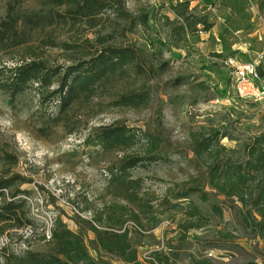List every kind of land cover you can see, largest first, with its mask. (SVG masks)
Listing matches in <instances>:
<instances>
[{
	"label": "rangeland",
	"instance_id": "rangeland-1",
	"mask_svg": "<svg viewBox=\"0 0 264 264\" xmlns=\"http://www.w3.org/2000/svg\"><path fill=\"white\" fill-rule=\"evenodd\" d=\"M124 1L123 12L110 9L92 19L62 21L44 16L63 14L68 5L0 0V19L12 8L18 16H42L32 28L21 21L18 30L25 35L0 51V68L38 58L63 70L109 45L134 46L140 53L139 68L113 75L65 111L33 90L15 98L0 91V179L20 178L17 185L29 194L19 197L26 198L36 225L32 231L0 232V248L47 251L45 231L59 217L75 232L82 221L126 230L137 252L131 264H189L190 252L205 254L215 264H264V233L255 227L258 210L264 209L259 198L264 164L258 157L264 144L256 142L264 133V103L225 97L230 72L222 62L228 56L251 61L261 50L259 0H188L189 11L206 15L212 24L209 32L195 35L176 28L170 9L184 0ZM142 14L149 15L147 27L140 24ZM259 69L264 85V59ZM56 87L57 82L48 91ZM136 94L146 97L144 102L125 103V96ZM113 126L129 128L137 137L109 151L89 145L93 133ZM216 132L228 136L198 152L197 143ZM150 153L165 160L130 170L139 188L123 190L109 183L120 160ZM216 163L228 165L229 180H210ZM190 188L198 192L176 199ZM212 206L221 209V216ZM82 232L92 257L123 264L100 256L92 233Z\"/></svg>",
	"mask_w": 264,
	"mask_h": 264
},
{
	"label": "trees",
	"instance_id": "trees-1",
	"mask_svg": "<svg viewBox=\"0 0 264 264\" xmlns=\"http://www.w3.org/2000/svg\"><path fill=\"white\" fill-rule=\"evenodd\" d=\"M58 7L68 5L63 14H47V19L67 18L78 20L82 18L92 19L96 14L115 10L123 12L125 7L124 0H49ZM170 9L178 22L179 30H183L190 35H195L197 31L209 32L212 24L206 15L192 14L190 2L181 1L170 5ZM257 9L264 16V0H259ZM42 20L40 15L18 16L13 8L3 19H0V51L13 43L20 42L23 39L22 31L18 27L23 21L25 26L33 27L34 23ZM140 24L147 27L149 15H139ZM201 25L200 29L197 26ZM31 27V28H32ZM140 53L134 46H103L96 50L92 57L87 60H81L79 63L65 67L61 70L57 67L48 66L44 61L35 58L23 61L21 64L11 68H0V91L15 98L24 91L41 93L43 101L57 102L60 111H65L70 104L81 96L92 94L96 86L108 81L113 75L124 73L127 68L140 67ZM261 75L263 73L261 72ZM57 82V87L49 92V88ZM178 83V82H176ZM141 95V94H140ZM139 94L125 96L126 102L131 105H138L144 102L146 97ZM136 98H140L135 100ZM124 99V100H125ZM46 102V103H48ZM124 103V104H125ZM138 103V104H137ZM226 133L216 132L214 136L205 138L197 143L198 152L205 153L210 150L215 142L220 138H225ZM137 135L133 130L120 126L109 128H100L88 138V143L93 148L99 147L102 150H111L133 141ZM155 143L156 140L153 139ZM257 144H264V133L256 139ZM156 148V146H155ZM264 164V149L258 156ZM165 158L159 154L150 153L142 157L127 156L120 160L117 166L110 171L109 183L115 184L123 190L137 189L140 187L139 181L130 179V170L137 167H148L158 162H163ZM228 165L221 163L214 164L209 170L210 180L226 179L229 180ZM231 181V180H230ZM17 183H22L16 175L7 179H0V232L6 229H22L29 227L35 228V221L31 218L30 211L27 209L26 198L20 195H28L27 190H21ZM232 186V185H231ZM230 186V189H231ZM198 192L196 188H190L187 191L180 192L176 199L186 200L192 193ZM264 200V192L262 197ZM213 211L221 216V209L212 206ZM194 214L202 219L198 208L194 207ZM260 221L256 222L255 227L259 233H264V209L258 210ZM122 226L120 221L118 222ZM51 235L49 238V248L47 251H32L29 249L19 252L7 251L5 247L2 251L3 264H106L92 257L89 253L82 231H89L93 235L94 250L100 256L105 255L110 258L121 261L123 264H131L137 260V252L133 248L126 230L98 228L97 225L87 221L78 222L81 231L75 232L69 229L63 221L56 217L52 223ZM45 238V237H44ZM43 238V239H44ZM178 250L182 247H177ZM209 249L216 248L214 245L208 246ZM164 259L167 261L166 256ZM189 264H215L214 260L200 252H190L188 255ZM164 262V261H163Z\"/></svg>",
	"mask_w": 264,
	"mask_h": 264
},
{
	"label": "built area",
	"instance_id": "built-area-1",
	"mask_svg": "<svg viewBox=\"0 0 264 264\" xmlns=\"http://www.w3.org/2000/svg\"><path fill=\"white\" fill-rule=\"evenodd\" d=\"M259 38L263 41L262 48L251 61H240L233 56H228L222 61L230 72V88L226 91L225 97L233 95L242 100L264 103V85L259 69L261 61L264 59V35L260 34ZM214 102L218 103V100L216 99ZM132 225L134 224L132 223ZM52 228L51 223L45 231L47 239L50 238ZM120 231H124V229Z\"/></svg>",
	"mask_w": 264,
	"mask_h": 264
}]
</instances>
